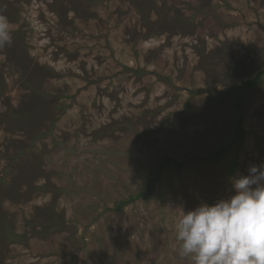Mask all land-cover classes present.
<instances>
[{"label":"rangeland","instance_id":"rangeland-1","mask_svg":"<svg viewBox=\"0 0 264 264\" xmlns=\"http://www.w3.org/2000/svg\"><path fill=\"white\" fill-rule=\"evenodd\" d=\"M0 13V264H188L182 211L264 162V73L239 86L264 70V0H0Z\"/></svg>","mask_w":264,"mask_h":264},{"label":"clouds","instance_id":"clouds-1","mask_svg":"<svg viewBox=\"0 0 264 264\" xmlns=\"http://www.w3.org/2000/svg\"><path fill=\"white\" fill-rule=\"evenodd\" d=\"M12 29L0 13V49ZM233 192L182 211L175 223L177 254L188 264H264V162L232 179Z\"/></svg>","mask_w":264,"mask_h":264},{"label":"trees","instance_id":"trees-1","mask_svg":"<svg viewBox=\"0 0 264 264\" xmlns=\"http://www.w3.org/2000/svg\"><path fill=\"white\" fill-rule=\"evenodd\" d=\"M264 70L260 71L259 73H257L255 75L254 78L252 79H248V80H245L241 85H239L240 87H242L243 89H246L247 87H249L252 83H254L257 78L259 77V75H261ZM238 123L237 125L235 126V129L237 131V136L242 139V127L241 125L239 124V122L241 121V116H239L238 118ZM229 147V144H224L220 147H216V148H213L211 150L208 151V154L207 156H195L194 159H203V160H212V161H215L217 159H219L220 155L226 151ZM173 159L172 158H166L164 159L161 163H160V167H159V170L157 171L156 174H154L151 178V180H149V190L148 192L152 189V186H153V181L156 180L157 178H159L160 174H161V170L166 167L170 161H172ZM123 202L120 203V205L122 204Z\"/></svg>","mask_w":264,"mask_h":264}]
</instances>
